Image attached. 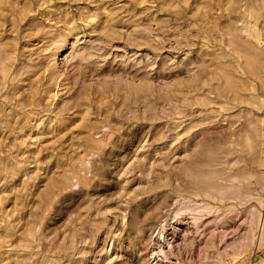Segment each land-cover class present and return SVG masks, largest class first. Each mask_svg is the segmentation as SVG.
Listing matches in <instances>:
<instances>
[{
    "label": "rangeland",
    "instance_id": "374dc122",
    "mask_svg": "<svg viewBox=\"0 0 264 264\" xmlns=\"http://www.w3.org/2000/svg\"><path fill=\"white\" fill-rule=\"evenodd\" d=\"M0 264H264V0H0Z\"/></svg>",
    "mask_w": 264,
    "mask_h": 264
},
{
    "label": "bare ground",
    "instance_id": "6f19581e",
    "mask_svg": "<svg viewBox=\"0 0 264 264\" xmlns=\"http://www.w3.org/2000/svg\"><path fill=\"white\" fill-rule=\"evenodd\" d=\"M224 224V223H223Z\"/></svg>",
    "mask_w": 264,
    "mask_h": 264
}]
</instances>
